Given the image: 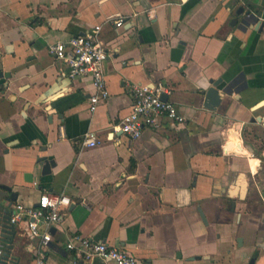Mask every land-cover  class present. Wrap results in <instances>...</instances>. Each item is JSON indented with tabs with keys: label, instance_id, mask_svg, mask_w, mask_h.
<instances>
[{
	"label": "crops",
	"instance_id": "obj_1",
	"mask_svg": "<svg viewBox=\"0 0 264 264\" xmlns=\"http://www.w3.org/2000/svg\"><path fill=\"white\" fill-rule=\"evenodd\" d=\"M96 25L110 97L91 111V78L71 79L49 48ZM127 81L163 82L186 121L115 132L133 104ZM88 132L101 143L86 146ZM0 185L18 195L0 204L10 209L44 192L73 200L47 264H113L77 260L76 233L138 264H264V0H0ZM9 241L17 264H35L26 222Z\"/></svg>",
	"mask_w": 264,
	"mask_h": 264
},
{
	"label": "built area",
	"instance_id": "obj_2",
	"mask_svg": "<svg viewBox=\"0 0 264 264\" xmlns=\"http://www.w3.org/2000/svg\"><path fill=\"white\" fill-rule=\"evenodd\" d=\"M125 22L122 16L113 21L115 27H121ZM101 30L102 26L96 25L85 34L71 37L68 41H57L49 48V52L63 62L71 79L91 78L94 88V93L89 97L91 111H96L110 97L105 75L109 54L101 39ZM125 87L133 97V104L130 112L115 126V132L135 140L141 137L144 129H161L164 119L177 124L186 121L173 102L162 99L163 94L170 92V88L163 82L141 84L127 81ZM100 143L95 132L86 134V146L95 147ZM72 203L71 197L64 193L44 192L36 206L22 203H16L11 209L0 206V264H17V258L11 252L9 236L13 227L20 222H26L30 234L39 239L35 264H47L45 250L53 240L51 228L61 221L62 209ZM66 247L77 260L84 262L98 259L105 263L138 264L136 257L123 249L78 233L70 237Z\"/></svg>",
	"mask_w": 264,
	"mask_h": 264
},
{
	"label": "water",
	"instance_id": "obj_3",
	"mask_svg": "<svg viewBox=\"0 0 264 264\" xmlns=\"http://www.w3.org/2000/svg\"><path fill=\"white\" fill-rule=\"evenodd\" d=\"M250 15V14H248ZM251 16V15H250ZM248 20H250V17H247L244 19V23H248ZM233 84V83H232ZM231 85L227 86L224 89V92L231 94L232 93V89H231ZM217 83L214 84V86L210 87L207 91H206V99H205V103L204 106L208 109H215V107L219 106V104L221 103V97L219 95V91L217 89ZM162 99L163 100H167L166 95H162ZM39 162H42V175H46L50 173L51 167L54 165V161H48L44 158H40ZM28 180L32 181L33 175L29 174ZM17 193L16 192H12V188L5 186V185H0V204L4 201V202H9V206H11L13 201H16L17 199ZM250 264H254V259L251 260Z\"/></svg>",
	"mask_w": 264,
	"mask_h": 264
},
{
	"label": "bare ground",
	"instance_id": "obj_4",
	"mask_svg": "<svg viewBox=\"0 0 264 264\" xmlns=\"http://www.w3.org/2000/svg\"><path fill=\"white\" fill-rule=\"evenodd\" d=\"M258 163V162H257Z\"/></svg>",
	"mask_w": 264,
	"mask_h": 264
}]
</instances>
